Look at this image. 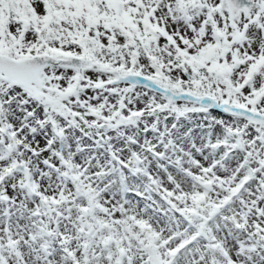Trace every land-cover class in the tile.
I'll list each match as a JSON object with an SVG mask.
<instances>
[{
	"label": "snow or ice",
	"instance_id": "6c2138e0",
	"mask_svg": "<svg viewBox=\"0 0 264 264\" xmlns=\"http://www.w3.org/2000/svg\"><path fill=\"white\" fill-rule=\"evenodd\" d=\"M0 264H264V0H0Z\"/></svg>",
	"mask_w": 264,
	"mask_h": 264
}]
</instances>
